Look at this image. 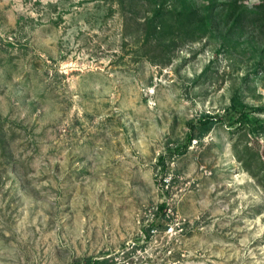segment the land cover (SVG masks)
<instances>
[{
  "label": "rangeland",
  "instance_id": "1",
  "mask_svg": "<svg viewBox=\"0 0 264 264\" xmlns=\"http://www.w3.org/2000/svg\"><path fill=\"white\" fill-rule=\"evenodd\" d=\"M232 1L0 0V264H264V26Z\"/></svg>",
  "mask_w": 264,
  "mask_h": 264
},
{
  "label": "trees",
  "instance_id": "2",
  "mask_svg": "<svg viewBox=\"0 0 264 264\" xmlns=\"http://www.w3.org/2000/svg\"><path fill=\"white\" fill-rule=\"evenodd\" d=\"M167 0H154V13L155 19H158V23L165 24L172 16L171 10L166 9ZM210 11L214 10L212 6ZM227 22H232V26H241L244 24H260L262 26L264 23V0H260L256 2L253 7L243 6L240 4V0H233L230 2L226 12L223 11ZM177 22H184L189 27H198L205 26L206 23L205 17L196 7H191L189 9H181L178 11ZM256 110H260L262 108H255ZM250 111L247 107L237 108L235 106H231L226 109L224 114L218 113H202L200 114L193 122L190 124V132L188 133V143H191L194 139H201L207 131L212 129L216 124L222 122L230 124V126H235V128H242L246 123H250L252 118L249 117ZM262 127V125H261ZM187 147V146H186ZM165 157L161 156V164L162 167H165ZM160 211L165 214L168 205L162 204L159 207ZM152 227L155 226L154 222L151 224ZM89 263L91 264H107L108 259H89Z\"/></svg>",
  "mask_w": 264,
  "mask_h": 264
}]
</instances>
